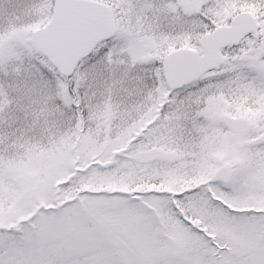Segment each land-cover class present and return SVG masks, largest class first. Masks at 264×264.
<instances>
[{
  "label": "snow or ice",
  "instance_id": "1",
  "mask_svg": "<svg viewBox=\"0 0 264 264\" xmlns=\"http://www.w3.org/2000/svg\"><path fill=\"white\" fill-rule=\"evenodd\" d=\"M0 264H264V0H0Z\"/></svg>",
  "mask_w": 264,
  "mask_h": 264
}]
</instances>
